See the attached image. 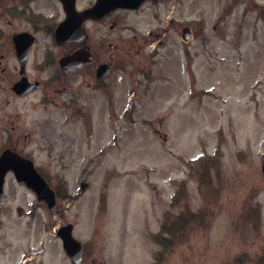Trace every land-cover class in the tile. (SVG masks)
Listing matches in <instances>:
<instances>
[{"label": "rangeland", "instance_id": "374dc122", "mask_svg": "<svg viewBox=\"0 0 264 264\" xmlns=\"http://www.w3.org/2000/svg\"><path fill=\"white\" fill-rule=\"evenodd\" d=\"M262 4L264 0L146 3L119 20L118 28L110 32L105 26L100 32L106 34L108 55L132 58L126 71L139 68L134 74L121 72L119 63L125 64L116 56L107 99L93 106L86 87L92 80L80 77L78 89L74 76L65 79L63 93L79 92L78 104L85 108L81 113L71 105L59 106L63 98L58 92L57 103L43 100L41 91L11 103L17 119L10 118L8 126L17 125V150L30 156L52 184L59 176L70 195L61 203L63 216L39 204L30 225L32 264H68L54 232L66 222L73 223V235L82 243H97V261L105 264H264ZM168 18L174 24L165 45L156 54L149 53L153 40L145 47L146 69L135 44L131 51L116 47L132 34L148 36L150 29L167 25ZM181 25L191 30L189 41L181 38ZM5 94L0 93V106ZM204 170L209 173L203 177ZM172 176L185 179L187 186L170 207L177 184ZM81 180L88 183L84 191ZM103 192L100 204L108 209L99 211ZM29 198L34 204V196ZM119 215L126 216L124 223L119 224ZM165 215L168 229L160 231L158 244L153 234ZM93 216L101 218L96 227ZM104 216L113 223L107 226ZM13 233L11 227L0 241L6 251L8 243L23 241ZM86 246L88 252L91 246ZM90 260L89 255L83 264Z\"/></svg>", "mask_w": 264, "mask_h": 264}, {"label": "flooded vegetation", "instance_id": "af4514ba", "mask_svg": "<svg viewBox=\"0 0 264 264\" xmlns=\"http://www.w3.org/2000/svg\"><path fill=\"white\" fill-rule=\"evenodd\" d=\"M162 1L165 0H146L142 5L146 3L159 4ZM96 3L97 0H0V87H2L0 93L6 92L5 104L0 106V155L5 149H10L25 158H31L26 153L17 150V143L20 138V133L16 129L17 125L10 124L8 126L10 118L17 117L15 112L17 107L11 110V103L27 99L38 91L42 92L43 100L57 103L55 92H58L63 98L61 103L58 102L59 106L65 108L67 105H71L75 113H81L85 108L78 104L79 92L75 91L73 96L66 92L63 93L67 90L65 79L74 76L78 89H81L83 84V82L78 81L80 77L92 80V82L87 83L86 87L92 93L90 97L93 99V106L99 102L98 100H105L109 97L112 79L108 77V73L115 67L116 62L113 59L117 54L114 56L112 54L108 55L105 47L106 34L100 32L105 30V26L110 32L118 28L119 20H122L127 13L136 12L138 9L118 7L113 11L105 12L102 16H97L91 14L90 11ZM153 16L159 20L158 14ZM173 24V19L168 18L167 25L159 24L157 28L150 29L147 33L148 36L142 37L140 35L136 37L135 34H132L131 40H119L116 47L120 48L121 51H131L135 44V55L143 56L139 63H144L142 67V70H144L149 65V61L144 55L145 47L150 45L151 40H153V52L156 54L159 46L165 45L164 37ZM60 25H63L64 31L63 38L58 40L55 32ZM180 30V36L183 34L191 36V30L188 26L181 25ZM113 46L109 43L108 47L112 48ZM69 56L75 59L72 62L79 60L81 65L64 71L61 60ZM117 57L125 64L119 63L118 69L121 72L123 70V72L130 74L137 73L138 67L126 71L127 68H131V64L134 62L132 58L129 59L121 55ZM101 64L108 65L107 71L103 74L100 72L101 68L99 66ZM67 67L72 66L68 65ZM40 75L46 76L42 78ZM33 87L36 88L30 90ZM131 93L134 95L135 91L132 90ZM63 95L66 96L63 97ZM9 106L11 107L9 108ZM91 110L93 109L90 108ZM37 171L46 179L39 168H37ZM102 174V178L109 176V170L103 171ZM57 179L58 184H53L55 188L57 187V192L55 191L57 203L55 209L50 212L63 216L61 203L67 199V194L63 189L59 176H57ZM49 180L52 179L49 178ZM50 185L52 187V183ZM31 194L35 198L33 205L30 198L28 199ZM102 196L101 200H97L99 205L96 208H99V211H106L108 208L105 204L102 206L100 204L105 202L104 192ZM39 204L43 208H47L45 201H38L30 188L23 183H16L12 170L4 173L0 188V241L5 238L6 230L11 227L14 229L13 235H22L23 241L18 240L15 246L12 245L14 244L12 242L8 243L9 251H6L0 245V264H32L30 225L36 219ZM120 217H122L120 220L123 222L119 220V224L124 223L126 216L119 215ZM178 217L181 218L182 216ZM188 217H185V219L189 220ZM161 218L162 222L165 219L168 220L167 215ZM93 219V224L96 227L99 224L96 219L101 220V218L93 216ZM103 220L108 221L107 226L113 223L110 217L104 216ZM107 221H104V224ZM63 225L64 223H61L57 228ZM116 228H119V226L117 225ZM153 238L155 241L157 240L156 233L153 234ZM96 245L97 243L89 244L91 248L88 252V248L85 250L82 245V262L78 264L85 263L86 257L88 260L89 255L91 258L89 264H105L103 260L97 261L100 256L97 255L95 250L99 253L100 249ZM156 250V253L162 251L160 249ZM63 258L68 264H77L67 256L66 258L63 256ZM108 264H111L110 260H108Z\"/></svg>", "mask_w": 264, "mask_h": 264}, {"label": "water", "instance_id": "95a60500", "mask_svg": "<svg viewBox=\"0 0 264 264\" xmlns=\"http://www.w3.org/2000/svg\"><path fill=\"white\" fill-rule=\"evenodd\" d=\"M143 0H113L112 6L110 8H114L116 6L122 5L126 7H137ZM109 9V8H108ZM93 11V10H92ZM63 25H60L56 30V37L57 39L63 38ZM73 58L71 57H65L61 60V64L64 65L63 70H67L70 68L77 67L79 64L78 61L72 62ZM68 65L72 67H67ZM105 67H102L104 69ZM4 157L7 160L11 161L12 157L6 156L3 154ZM10 158V159H8ZM13 159V158H12ZM16 167H14L16 171V177L18 180H23L25 183L33 188L38 195V198L47 200L49 207L52 208L54 206V194L49 189L45 181L37 174L35 171L33 164L31 161H25L18 158V156L15 157ZM262 172L264 173V159L262 161ZM26 169V170H25ZM85 185H82V188H84ZM58 234L61 235L62 241H63V247L69 254L71 258H74L76 261L79 260L80 254H81V248L77 240L72 238L71 236V225L68 224L66 226H63L61 229H59Z\"/></svg>", "mask_w": 264, "mask_h": 264}]
</instances>
